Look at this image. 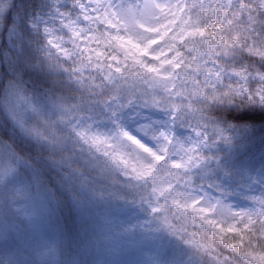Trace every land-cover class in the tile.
<instances>
[{
    "label": "snow or ice",
    "instance_id": "obj_1",
    "mask_svg": "<svg viewBox=\"0 0 264 264\" xmlns=\"http://www.w3.org/2000/svg\"><path fill=\"white\" fill-rule=\"evenodd\" d=\"M38 7L0 0V114L9 126L0 129V209L50 207L33 185L9 186L21 169L42 185L20 137L93 199H124L117 186L131 189L128 202L149 218L125 231L162 234L179 249L153 264H264V168L244 192L220 182L253 129L230 112H264V0ZM29 74L49 86H34Z\"/></svg>",
    "mask_w": 264,
    "mask_h": 264
},
{
    "label": "trees",
    "instance_id": "obj_2",
    "mask_svg": "<svg viewBox=\"0 0 264 264\" xmlns=\"http://www.w3.org/2000/svg\"><path fill=\"white\" fill-rule=\"evenodd\" d=\"M22 2L39 10V0ZM29 75L34 86H49L42 77ZM6 78L7 68L0 65V89ZM258 116H264V112L233 110L229 114L232 122L253 125L252 132L227 160L233 174L229 178H220L229 191H246L243 185L249 182L248 177L260 175L264 167V121L256 119ZM8 128L0 114V129L8 132ZM15 143L18 150L31 155L39 166L40 189L50 201V207L46 205L45 233L58 247V264H153L157 259L168 261L178 254L179 249L170 237L144 232L139 228L133 232L125 231L127 227L141 224L149 218L147 212L128 202L133 198L131 189L117 186L124 199H93L87 192L63 180L62 173L50 166L32 143L20 137L16 138ZM69 187L78 192L83 203L78 204L74 200ZM231 200L244 201L240 197ZM34 246L35 243L26 234L2 240L0 261L11 259L15 264H41L33 256Z\"/></svg>",
    "mask_w": 264,
    "mask_h": 264
},
{
    "label": "rangeland",
    "instance_id": "obj_3",
    "mask_svg": "<svg viewBox=\"0 0 264 264\" xmlns=\"http://www.w3.org/2000/svg\"><path fill=\"white\" fill-rule=\"evenodd\" d=\"M264 168V167H263ZM31 170L21 169L19 174L10 181V187L13 185H33L32 190L41 192L34 186ZM43 192V191H42ZM46 196V193L43 192ZM232 203L246 204V201L236 202L231 200ZM19 203L23 207V196L19 197ZM25 206L29 207L32 211L23 214H15L1 210L0 216V241L9 239L12 236L29 237V240L35 243L33 248V256L40 261L41 264H58L59 250L55 243L49 241L46 236L45 228L47 227V210L46 204H36L34 202H25ZM148 264V263H143Z\"/></svg>",
    "mask_w": 264,
    "mask_h": 264
},
{
    "label": "clouds",
    "instance_id": "obj_4",
    "mask_svg": "<svg viewBox=\"0 0 264 264\" xmlns=\"http://www.w3.org/2000/svg\"><path fill=\"white\" fill-rule=\"evenodd\" d=\"M2 183V182H0ZM0 210H3V209H0ZM161 262H164L163 260H160ZM0 264H15V262L11 259H6V260H3V261H0Z\"/></svg>",
    "mask_w": 264,
    "mask_h": 264
}]
</instances>
